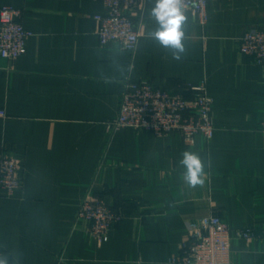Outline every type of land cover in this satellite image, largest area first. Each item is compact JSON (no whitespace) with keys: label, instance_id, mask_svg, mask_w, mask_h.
I'll return each instance as SVG.
<instances>
[{"label":"crops","instance_id":"obj_1","mask_svg":"<svg viewBox=\"0 0 264 264\" xmlns=\"http://www.w3.org/2000/svg\"><path fill=\"white\" fill-rule=\"evenodd\" d=\"M21 11L33 35L15 60L0 58V156L21 160L22 188L0 195V258L8 264H170L186 225L216 214L233 237L232 264H264V66L238 51V38L264 27V0H210L202 22L184 11L185 51L173 59L149 33L155 0L132 11L133 54L100 46L101 0H0ZM127 80H147L191 97L204 83L214 134L186 144L178 134L112 132ZM199 156L202 185L183 179V152ZM86 192L123 214L106 241L76 220Z\"/></svg>","mask_w":264,"mask_h":264},{"label":"built area","instance_id":"obj_2","mask_svg":"<svg viewBox=\"0 0 264 264\" xmlns=\"http://www.w3.org/2000/svg\"><path fill=\"white\" fill-rule=\"evenodd\" d=\"M103 14L94 15L96 35L100 46L118 43L134 53L140 31L132 11L141 9L144 0H101ZM210 0H184V11H192L204 22ZM21 23V11L0 7V58L15 60L32 37ZM238 51L252 61L264 66V27L252 28L238 38ZM191 97L170 92L147 80L124 83L118 111L107 128L116 132L122 128L144 130L155 136L178 134L186 144H193L196 135L210 140L214 134L211 117L212 98L202 82L191 86ZM6 114L0 110V118ZM260 133L264 141V119ZM21 160L11 155L0 156V195L11 197L22 188ZM123 218V214L106 204L103 198L89 192L83 194L78 204L76 220L87 225L89 236L97 242L106 241L109 231ZM251 228L231 232L216 214H208L186 225V237L179 254L170 264H232L230 242L233 237L246 241L253 237Z\"/></svg>","mask_w":264,"mask_h":264},{"label":"clouds","instance_id":"obj_3","mask_svg":"<svg viewBox=\"0 0 264 264\" xmlns=\"http://www.w3.org/2000/svg\"><path fill=\"white\" fill-rule=\"evenodd\" d=\"M150 16L156 21L158 27L149 33V37L158 41L164 48H170L173 59H181L185 51L183 25L187 17L184 13V0H155V6ZM180 163L186 168L183 174L184 181L190 187L202 185L203 164L199 156L193 152H183ZM0 264H8L6 258H0Z\"/></svg>","mask_w":264,"mask_h":264}]
</instances>
